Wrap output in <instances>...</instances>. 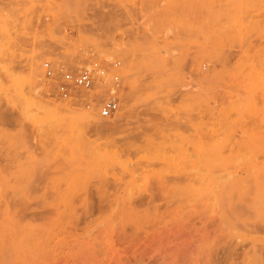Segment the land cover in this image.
Here are the masks:
<instances>
[{
  "label": "rangeland",
  "instance_id": "1",
  "mask_svg": "<svg viewBox=\"0 0 264 264\" xmlns=\"http://www.w3.org/2000/svg\"><path fill=\"white\" fill-rule=\"evenodd\" d=\"M263 161L264 0H0V264H264Z\"/></svg>",
  "mask_w": 264,
  "mask_h": 264
},
{
  "label": "built area",
  "instance_id": "2",
  "mask_svg": "<svg viewBox=\"0 0 264 264\" xmlns=\"http://www.w3.org/2000/svg\"><path fill=\"white\" fill-rule=\"evenodd\" d=\"M116 68L120 63L114 64ZM44 73L48 80L49 86L53 94H57L62 100L76 105L83 103L87 107L98 103L99 92L95 91L94 84L96 75H100L103 79L106 78L107 67L100 63H96L93 69H83L80 71H65L58 73L52 63H44ZM115 82L119 83L118 76L115 77ZM79 89L86 90L89 94L81 95ZM93 89V91H91ZM120 98L113 96L104 100L99 107V113L102 118H110L119 110Z\"/></svg>",
  "mask_w": 264,
  "mask_h": 264
},
{
  "label": "bare ground",
  "instance_id": "3",
  "mask_svg": "<svg viewBox=\"0 0 264 264\" xmlns=\"http://www.w3.org/2000/svg\"><path fill=\"white\" fill-rule=\"evenodd\" d=\"M38 70H39V68H37ZM36 69V70H37ZM40 74V73H39ZM36 76V75H35ZM96 81H95V84H94V87L95 88H98L99 89V98H98V103H97V105H96V107L97 106H100L103 102H104V100H106L107 98H110V97H113V95H115V96H118L119 97V95H118V93H121L122 91V89H120V85H118V83H116L115 81H113V80H109V79H107L106 80V78H102L100 75L98 76V75H96ZM44 78V77H43ZM119 78V77H118ZM46 81V78H44V80H42V79H39V84H42V83H44ZM120 83V82H119ZM93 87V88H94ZM79 91V93L81 94V95H87L88 94V92L86 91V90H84V89H79L78 90ZM124 94V93H123ZM122 104H123V107H124V103L123 102H121ZM55 104V103H54ZM70 104V103H69ZM69 104H67L66 103V101H61V105H55V106H53V104H52V106L53 107H55V109H57L58 111L59 110H61L60 111V113L61 112H63V111H65V112H68V114H72V115H78V116H80L81 115V113H82V111L81 112H79L78 110H75L72 106H70ZM94 107H92L91 105L89 106V107H87L86 108V112H85V114H84V112H83V114H84V117H85V119H91L90 121L91 122H93L94 123V126H96L95 128H98V129H105L106 128V126H105V123L103 122V118L102 117H100V115H99V113H98V111H96L97 109H93ZM53 110H54V108H53ZM59 113V112H58ZM80 114V115H79ZM142 134V133H141ZM140 136H142V135H140ZM137 137V136H136ZM138 137H139V135H138ZM228 159V158H227ZM226 160V159H225ZM230 160V159H229ZM238 167V166H237ZM251 167V166H250ZM257 171H258V174H259V178H264V161L263 162H260V163H257V164H254V166H253ZM232 169V168H231ZM250 169V168H249ZM226 170H228V168H226ZM241 173V172H240ZM240 177V176H239ZM236 179V178H235ZM230 180H232V179H230ZM257 183V182H256ZM244 184V183H243ZM225 187V186H224ZM223 187V188H224ZM228 188V187H227ZM237 189V188H236ZM235 190V189H234ZM242 192V191H241ZM242 196V195H241ZM229 198V197H228ZM239 198V197H238ZM243 198V197H242ZM231 199V198H230ZM229 199V201H231ZM233 200V199H232ZM232 203V202H231ZM233 208V207H232ZM234 209V208H233ZM260 258V257H259ZM264 260V259H263ZM258 261H259V259H258ZM255 263V262H254ZM256 263H257V261H256Z\"/></svg>",
  "mask_w": 264,
  "mask_h": 264
}]
</instances>
